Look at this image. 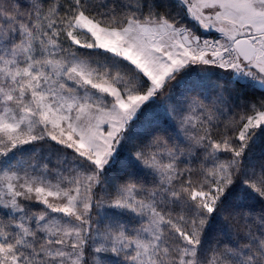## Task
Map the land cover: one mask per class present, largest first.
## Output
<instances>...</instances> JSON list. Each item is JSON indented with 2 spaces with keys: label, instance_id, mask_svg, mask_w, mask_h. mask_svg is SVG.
<instances>
[{
  "label": "snow or ice",
  "instance_id": "snow-or-ice-1",
  "mask_svg": "<svg viewBox=\"0 0 264 264\" xmlns=\"http://www.w3.org/2000/svg\"><path fill=\"white\" fill-rule=\"evenodd\" d=\"M0 264H264V0H0Z\"/></svg>",
  "mask_w": 264,
  "mask_h": 264
},
{
  "label": "trees",
  "instance_id": "trees-1",
  "mask_svg": "<svg viewBox=\"0 0 264 264\" xmlns=\"http://www.w3.org/2000/svg\"><path fill=\"white\" fill-rule=\"evenodd\" d=\"M257 151H259V147L257 148Z\"/></svg>",
  "mask_w": 264,
  "mask_h": 264
}]
</instances>
